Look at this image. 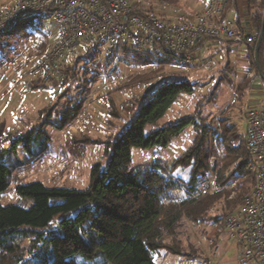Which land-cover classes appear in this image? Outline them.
<instances>
[{"label": "trees", "instance_id": "16d2710c", "mask_svg": "<svg viewBox=\"0 0 264 264\" xmlns=\"http://www.w3.org/2000/svg\"><path fill=\"white\" fill-rule=\"evenodd\" d=\"M231 1L225 0L223 16ZM245 2L251 31L258 34L264 0ZM148 11L152 12L151 9ZM44 18L47 17L28 14L0 34V67L5 57L4 50L16 46V43L10 44V39L17 35V31L28 27L35 34H51L52 26L42 23ZM41 43L43 46L47 44ZM254 46L247 49V56L251 68L257 69ZM263 49L264 39L260 45L258 62L264 74L261 60ZM118 50L114 49L111 55H107L102 46L88 45L75 57L69 55L63 59V69L58 71L65 75V82L52 79L47 84H40L28 80L24 85L26 88H57L67 82L65 88H71L70 84L78 81L80 63L85 70L96 61H105L103 66L106 67L119 62L125 68L129 64L141 62L145 56H149L148 61L152 65H164L169 61L158 50L134 51L125 46ZM100 53L105 56L102 60H98ZM119 53L121 57L117 58ZM162 67H156V75ZM198 86V82L186 78L164 79L154 95L140 104L136 116L125 130L105 142L106 162L91 165L85 188L47 186L41 181L18 183L15 191L23 202L0 205V264H30L42 251L43 258L36 264H157L155 258L160 250L186 255L176 237L178 232L175 230L180 222L186 218L195 225L205 220H213L216 224L239 205L230 209L231 206L225 200L226 186L236 180L239 181L236 184L238 188H242L246 181H252L251 186L254 182V175L249 168L251 157L239 142L240 134L234 125L229 124L230 116L220 115L214 131L209 113L203 114L196 107L192 114L179 121L145 133L146 126L156 125L179 96L192 94ZM237 91L242 97L241 89ZM236 97L238 99L239 96ZM80 102L66 106L58 120L52 121L54 127L62 129L69 125L82 107ZM108 107L109 114L115 115L114 104L110 103ZM187 128H191L194 133L190 144L170 163L157 160L150 164L132 165V148L166 147L171 139L180 137ZM211 139L221 149L216 157L214 190L200 196L199 181L209 171L207 165ZM20 143L27 157L34 161L41 160L50 152V137L43 128L30 129L23 136L13 139L10 146L0 152V196L10 184L14 168L21 165L17 160ZM183 171H187L185 177L180 175ZM214 207L219 211L206 217ZM168 236L170 240L166 238ZM26 240L29 244L23 250L22 244ZM25 252L29 257H24Z\"/></svg>", "mask_w": 264, "mask_h": 264}, {"label": "rangeland", "instance_id": "374dc122", "mask_svg": "<svg viewBox=\"0 0 264 264\" xmlns=\"http://www.w3.org/2000/svg\"><path fill=\"white\" fill-rule=\"evenodd\" d=\"M134 1L138 2L137 4L142 9H151L157 14L160 11L173 10L172 5L179 6L184 2V0ZM168 13L172 15L173 12L169 11L166 15ZM41 21L45 25H51L50 18H44ZM55 32L52 28L51 34L45 36L43 33L42 35L35 34L30 28L25 27L17 31V35L10 39V44L16 43V46L13 49L10 47L4 50L5 57H3V64L0 67V152L2 149H7L13 139L23 136L28 130L35 128H43L49 135L51 143L50 152L37 161L27 157L20 143L21 145L17 147V160L21 165L14 168L11 173L10 184L0 196L1 206L21 201L15 191L16 185L21 182L41 181L47 186L85 188L91 165L95 162H106L105 142L114 139L125 130L126 125L136 116L140 104L154 95L166 78L163 64L152 65L153 63L148 61L149 56H145L141 62L129 64L126 68L119 62L109 64L110 68L103 66L105 61H96L93 66L84 70L83 64L80 63L77 69L78 81L75 82L76 85L75 83L70 84L71 88H65L68 85L67 82L63 83L64 86L61 85L57 88H10L11 84L18 86L29 80L26 77L28 67L45 52L46 47L50 45V40L56 38ZM41 42L47 44L43 46ZM105 47H102L104 51ZM241 49L243 47L238 50ZM240 53L242 52L240 51ZM75 55L76 53H73L71 57H75ZM98 57V60H102L105 58L104 53H100ZM120 57L119 53L117 58ZM262 57L264 59V52ZM146 60L147 62H144ZM242 64L237 62L236 67ZM160 66L163 67L156 75L154 71L157 69L156 67ZM250 69L254 70L251 66ZM97 71L99 73H96ZM218 73L209 71L195 78L203 81L210 76L213 80L218 78L215 77ZM182 79L183 77L176 78V80ZM151 88L152 90L148 93ZM208 89L210 88L204 87L195 91L194 97L182 96L156 125H147L145 133L147 134L156 127H163L179 121L181 119L179 116L190 115L195 107H198L203 114L209 113L207 116L210 117L212 125L216 123L218 115L235 118L236 128L240 132L238 139L241 146L244 147L240 122L244 121L246 107L241 101L239 91L234 92L229 82L223 81L219 88L214 89V92L209 91L206 94L198 95L199 92H207ZM236 96H239L238 99ZM79 101H81L82 107H80L77 117L62 129L55 128L52 121L58 120L59 114L62 110H66V106L77 104ZM110 103L114 104L115 115L109 114ZM223 110L225 111L223 112ZM193 135L192 129L187 128L180 137L171 139L166 147L132 148L131 163L132 165L150 164L157 160L170 163L190 144ZM211 141L207 165L209 171L204 178L200 179L198 185L200 196L214 190L217 170L216 157L221 149L216 147L212 139ZM210 166L213 167L212 170ZM180 175L185 177L187 171H183ZM238 182L236 180L226 186L227 197L225 200L229 207L231 206V210L240 204L242 194L250 189L252 181L249 183L246 181L242 188H238L236 185ZM218 211L219 209L216 207L211 208L206 217L212 216ZM175 231L178 232L176 237L180 240V246L186 255H176L160 250L155 258L157 264H238L235 244L226 234L216 230L213 220H205L195 225L185 218ZM166 238L170 240V236ZM28 244V240L23 242V250L27 249ZM42 252L37 254L30 264L41 261ZM24 257H29V254L25 252Z\"/></svg>", "mask_w": 264, "mask_h": 264}, {"label": "built area", "instance_id": "2783aa9c", "mask_svg": "<svg viewBox=\"0 0 264 264\" xmlns=\"http://www.w3.org/2000/svg\"><path fill=\"white\" fill-rule=\"evenodd\" d=\"M137 3L134 0H0V34L28 14L50 18L56 38L26 71L29 80L40 84L52 79L65 82V75L58 71L63 69V59L91 44L106 45L107 55L122 46L134 51L158 50L175 66L194 64L199 69H210L214 65L213 57L197 52L196 43L211 40L226 48L246 50L255 44L258 36L249 26L222 15L225 0H204L192 21L180 16L164 18ZM244 114L246 126L241 139L251 157L249 168L254 182L238 207L215 226L235 244L238 264H264V109L251 107Z\"/></svg>", "mask_w": 264, "mask_h": 264}, {"label": "crops", "instance_id": "0c3cea01", "mask_svg": "<svg viewBox=\"0 0 264 264\" xmlns=\"http://www.w3.org/2000/svg\"><path fill=\"white\" fill-rule=\"evenodd\" d=\"M203 4H204V0H184L182 5L175 6L174 4L171 7L173 10H167L166 12L160 11L159 14L162 17L168 18V19L176 17V16H180L185 21H192L194 19V15L200 12ZM246 8L247 6H246L245 0H233L227 6L224 16L226 18L236 21L240 25H247L251 29L252 28L251 23L247 21L248 19L246 16V10H247ZM169 11L173 12L172 15H170V13L166 15V13ZM194 49H196L197 52H200V53L202 52V54L211 55L214 59L213 67L210 69H199L194 64H188V65H184V67H179V66H175L174 64H172V62H170L169 58L167 57L169 61L167 63H164L163 65L165 67V70H164L165 71L164 73L166 74L165 79L168 78V79L174 80L178 77H183V78L191 80L192 82H198L199 86L196 87L195 91L201 88L203 89L204 87L210 88L208 89L207 92L206 91L199 92L198 95H203L204 93L206 94L209 91L214 92L215 91L214 89L219 88V86L223 83V81L224 82L228 81L229 84L232 86V89L234 92H236L239 88L241 89L243 96L240 98H241V101H243L242 103L244 104V107H246L245 110L251 107H259V108L264 109V78L260 76L257 69H254V70L250 69V60L247 56V49L238 50L239 48H234V47L226 48V46H224L223 44H218L211 40H204V41H200L196 43L194 46ZM240 51L242 53H240ZM263 52H264V49L262 50V53H261V60L264 65V59L262 57ZM237 62L243 63V64L240 65L239 67H236ZM247 65H248V68H247ZM209 71L219 72L218 75H215V77H218V78L216 79L214 78L212 80L210 76H208L209 78L203 81L195 78L198 75L209 72ZM245 78L247 79L245 80ZM9 87L10 88H26V85H24L23 83L19 84L18 86L11 84L9 85ZM151 90L152 88L148 90V93ZM195 91L192 94L190 93V95L184 94V95L179 96L175 103H177L178 100L182 98V96H193ZM173 105L169 108V110L172 109ZM186 116L188 115L185 114V115L179 116V118H184ZM219 117L221 116L220 115L217 116L216 123H214L215 126L212 125L214 131L217 129L216 124H217V120ZM173 119L175 118L173 117ZM235 120H236L235 118L233 119L232 117H230L229 124L234 125V127L236 128L237 124ZM242 123L240 122V125L242 126L241 129H242V135H243L244 129H245L244 126H246L245 116H244V121H242ZM236 131L237 133L240 134L237 128H236ZM224 249H225V245H224Z\"/></svg>", "mask_w": 264, "mask_h": 264}, {"label": "water", "instance_id": "95a60500", "mask_svg": "<svg viewBox=\"0 0 264 264\" xmlns=\"http://www.w3.org/2000/svg\"><path fill=\"white\" fill-rule=\"evenodd\" d=\"M263 35H264V5H263V10H262L260 30H259L256 42H255L254 49H253L254 50V61H255L254 63L256 65L257 71L260 74V76L264 78L261 68H260V64L258 63L259 62V49H260V45L263 39Z\"/></svg>", "mask_w": 264, "mask_h": 264}]
</instances>
